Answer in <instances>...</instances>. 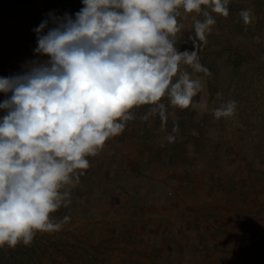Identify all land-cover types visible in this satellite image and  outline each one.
<instances>
[{
  "label": "clouds",
  "instance_id": "1",
  "mask_svg": "<svg viewBox=\"0 0 264 264\" xmlns=\"http://www.w3.org/2000/svg\"><path fill=\"white\" fill-rule=\"evenodd\" d=\"M229 2L82 0L74 15L49 12L33 29L34 53L47 59L0 77V249L30 247L37 233L62 230L52 214L71 203L88 157L125 131L134 109L148 105L142 119L158 114L166 121L164 98L174 108L193 104L204 86L192 73L211 72L199 62L197 43L192 51L176 47L178 17L181 10L194 14L193 39L206 43L217 22L213 14L227 18ZM239 15L245 26L253 23L252 9ZM236 108L228 101L213 114L229 118Z\"/></svg>",
  "mask_w": 264,
  "mask_h": 264
},
{
  "label": "rangeland",
  "instance_id": "2",
  "mask_svg": "<svg viewBox=\"0 0 264 264\" xmlns=\"http://www.w3.org/2000/svg\"><path fill=\"white\" fill-rule=\"evenodd\" d=\"M82 7V0H0V77L22 72L29 61L47 59L34 53L33 29L49 12L74 15ZM228 8L227 18L213 14L217 22L206 43L193 39L194 14L181 10L178 17L183 28L176 47L192 51L197 43L199 62L211 72V76L192 73L181 65L204 86L193 104L174 108L164 98L166 121L158 114L142 119L148 105L134 109L136 118L125 131L107 141L98 156L88 157L90 168L71 190V203L52 214L56 222H63L62 230L37 233L30 247L5 246L0 249V264H126L123 257L115 256V250L125 249L123 239L114 240L115 227L124 234L131 219L139 222L146 211H126L125 203L153 201L157 208L158 201L173 197L171 191L179 185L173 181L195 184L211 176L219 191L213 196L218 201L213 210L230 218L244 200L257 196L262 211L255 221L264 219V0H230ZM249 8L254 20L245 26L239 13ZM4 99L0 93V102ZM232 100L237 102L235 115L216 119L213 109ZM169 135L175 136V142L167 141ZM246 210L240 212H255ZM167 214L157 209L146 215L157 225ZM165 260L171 264L173 259Z\"/></svg>",
  "mask_w": 264,
  "mask_h": 264
},
{
  "label": "crops",
  "instance_id": "3",
  "mask_svg": "<svg viewBox=\"0 0 264 264\" xmlns=\"http://www.w3.org/2000/svg\"><path fill=\"white\" fill-rule=\"evenodd\" d=\"M204 178L206 181L197 180L195 184L185 180L173 181L179 184L171 191L173 197L158 201L157 208L152 207L153 201L126 202V211L146 213L139 222L131 219L127 225L130 228L124 234L115 227L114 240L123 239L125 248L115 250L116 258L123 257L126 264H152V257L162 260L156 264H167L165 258L173 259L171 264H264V219L255 221L258 212L262 211L260 198L244 200V207L238 213L232 212L234 216L226 217L228 213L224 215V212L213 210L218 204L213 196L219 191L211 176ZM223 192L229 196V192ZM157 209L168 214L155 225L147 220L146 214ZM245 210L255 212L248 215L240 212ZM152 242L156 246L154 251ZM152 252H156V256Z\"/></svg>",
  "mask_w": 264,
  "mask_h": 264
}]
</instances>
